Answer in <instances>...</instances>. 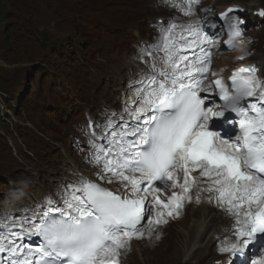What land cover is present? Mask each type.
Here are the masks:
<instances>
[{"label":"snow or ice","instance_id":"snow-or-ice-1","mask_svg":"<svg viewBox=\"0 0 264 264\" xmlns=\"http://www.w3.org/2000/svg\"><path fill=\"white\" fill-rule=\"evenodd\" d=\"M166 2L187 16L198 0ZM227 27L231 44L243 30L238 19ZM214 40L198 24L176 35L169 21L160 40L145 46L141 55L152 57L151 71L123 112L96 126L99 134L90 133L89 162L98 166L99 180L119 188L81 177L57 193L59 202L48 198L30 215L0 218V264H120L121 250L144 237L145 224L167 223L166 216L178 215L191 200L196 171L205 184L199 191L211 193L210 202L233 221L234 239H225L219 251L234 257L231 264H264V80L250 65L234 71L230 85L215 79L205 86ZM213 89L222 105L201 95ZM224 125L238 131L225 135L218 130ZM177 188L179 194L161 199ZM34 237L37 246L25 242Z\"/></svg>","mask_w":264,"mask_h":264},{"label":"rangeland","instance_id":"rangeland-1","mask_svg":"<svg viewBox=\"0 0 264 264\" xmlns=\"http://www.w3.org/2000/svg\"><path fill=\"white\" fill-rule=\"evenodd\" d=\"M25 1L27 2V4H25V5L22 4L21 9L25 10L27 13L33 14L35 12H39V14L40 13L45 14L41 11H45L44 8H46V9L54 10L55 14H57L53 5H50L47 0H25ZM5 4H7V3H5ZM16 5H18V3ZM45 15H47V14H45ZM5 16H8V15H5ZM47 19H50V18H47ZM10 20H12V18H10ZM4 23H5V21H3L0 18V31L2 30ZM1 59H4L7 62L9 61L7 59V56L5 54H2V52H0V66L3 65V63L1 62ZM34 64L27 63V62L23 63V65L21 67H17L15 69H13L11 72L5 71L3 75L7 78L14 80L17 77H21L25 72H30L31 73V77L29 79L30 85L36 86L39 83L40 73L36 70V67H34ZM11 67H12V65H10L9 67L7 66L6 68L9 69ZM44 85H45V82L42 81L40 88H42ZM0 157H1V154H0ZM6 164H7V161L4 158H1L0 168L4 167ZM191 220H192V212H188V215L185 218V222H183L181 224L179 223L178 225H175L173 228H171L172 232H171V235L168 237V240L171 241V240L176 239L177 243L174 242L171 249L173 250V248L178 247L179 256H177V253H175V254L172 253L171 254L172 260H170L167 257V255L164 256L161 252V253L153 254L152 256L149 257V255L146 253L147 251L143 250L140 255L137 254L136 256L133 257L134 264H179V263H181L182 261H181L180 251L182 249V245L185 242L184 233L186 231H190V234H191L192 228H191V226H189V224L191 223ZM179 228H184V229L178 230ZM192 241H193V236H192ZM190 243H191V239L186 242L187 246H189ZM169 253H170V251H169Z\"/></svg>","mask_w":264,"mask_h":264},{"label":"trees","instance_id":"trees-1","mask_svg":"<svg viewBox=\"0 0 264 264\" xmlns=\"http://www.w3.org/2000/svg\"><path fill=\"white\" fill-rule=\"evenodd\" d=\"M5 9V5L2 0H0V12L4 13L3 10ZM62 19V17H61Z\"/></svg>","mask_w":264,"mask_h":264},{"label":"bare ground","instance_id":"bare-ground-1","mask_svg":"<svg viewBox=\"0 0 264 264\" xmlns=\"http://www.w3.org/2000/svg\"><path fill=\"white\" fill-rule=\"evenodd\" d=\"M185 233H187V232H185ZM185 247H186V245H184V246L182 247V249L184 250Z\"/></svg>","mask_w":264,"mask_h":264}]
</instances>
